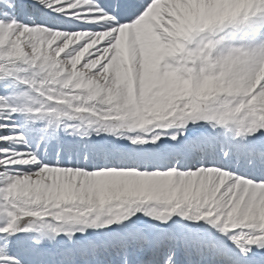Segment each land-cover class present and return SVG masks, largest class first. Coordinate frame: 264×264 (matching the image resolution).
I'll list each match as a JSON object with an SVG mask.
<instances>
[{
    "label": "snow or ice",
    "instance_id": "1",
    "mask_svg": "<svg viewBox=\"0 0 264 264\" xmlns=\"http://www.w3.org/2000/svg\"><path fill=\"white\" fill-rule=\"evenodd\" d=\"M0 264H264V0H0Z\"/></svg>",
    "mask_w": 264,
    "mask_h": 264
}]
</instances>
